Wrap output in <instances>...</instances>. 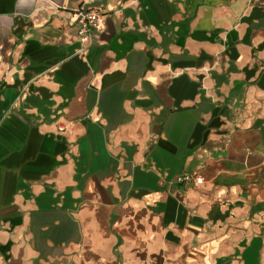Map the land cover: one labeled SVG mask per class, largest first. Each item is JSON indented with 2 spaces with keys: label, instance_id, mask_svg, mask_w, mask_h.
<instances>
[{
  "label": "crops",
  "instance_id": "0c3cea01",
  "mask_svg": "<svg viewBox=\"0 0 264 264\" xmlns=\"http://www.w3.org/2000/svg\"><path fill=\"white\" fill-rule=\"evenodd\" d=\"M89 1L0 0V264H264V0Z\"/></svg>",
  "mask_w": 264,
  "mask_h": 264
},
{
  "label": "built area",
  "instance_id": "2783aa9c",
  "mask_svg": "<svg viewBox=\"0 0 264 264\" xmlns=\"http://www.w3.org/2000/svg\"><path fill=\"white\" fill-rule=\"evenodd\" d=\"M67 27L77 26V38L79 42L85 47L93 43L94 36L101 31L104 26V14L96 9H88L84 12L83 7L78 8L66 20ZM58 132H66L65 124H57ZM175 182L179 184L201 183L202 176L195 171L181 172L175 177Z\"/></svg>",
  "mask_w": 264,
  "mask_h": 264
},
{
  "label": "water",
  "instance_id": "95a60500",
  "mask_svg": "<svg viewBox=\"0 0 264 264\" xmlns=\"http://www.w3.org/2000/svg\"><path fill=\"white\" fill-rule=\"evenodd\" d=\"M104 1L105 0H91L89 2H86L83 5V11L86 12V11H88V9H91V8L97 7L101 4H104Z\"/></svg>",
  "mask_w": 264,
  "mask_h": 264
}]
</instances>
